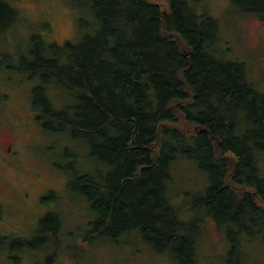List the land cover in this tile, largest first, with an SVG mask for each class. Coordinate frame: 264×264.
I'll return each instance as SVG.
<instances>
[{"label": "trees", "instance_id": "16d2710c", "mask_svg": "<svg viewBox=\"0 0 264 264\" xmlns=\"http://www.w3.org/2000/svg\"><path fill=\"white\" fill-rule=\"evenodd\" d=\"M162 1L166 8L150 0H76L85 33L60 43L49 21L53 39L21 37L30 45L13 64L6 45L22 14L0 0V71L34 82L27 92L37 111L17 120L27 124L28 141L44 131L76 143L78 167L65 188L89 204L92 239L136 233L173 264H200L196 239L206 217L224 231L231 259L243 236L264 240V94L243 61L219 54L218 22L202 12L204 0ZM227 1L264 25V0ZM56 89L69 105L53 102ZM181 161L193 162L204 183L186 219L174 195L187 194L172 188ZM51 219L54 243L60 215L39 223Z\"/></svg>", "mask_w": 264, "mask_h": 264}, {"label": "rangeland", "instance_id": "374dc122", "mask_svg": "<svg viewBox=\"0 0 264 264\" xmlns=\"http://www.w3.org/2000/svg\"><path fill=\"white\" fill-rule=\"evenodd\" d=\"M6 1L22 14V23L6 45L13 64L18 62L19 48L30 45L22 43L21 37L44 33L53 39V34L46 33L45 25L49 21L57 29L55 35L60 43L74 42L85 33L77 24L81 11L74 4L76 0ZM150 1L166 8L162 0ZM202 12L218 22L219 54L227 60L243 61L250 84L264 94V25L256 17L236 11L227 0H204ZM4 74L0 71V102L9 103L7 99L1 100L4 94L13 95L17 105L25 106L26 118L30 120L31 110L37 111L27 92L34 82L25 79L20 82L17 76ZM55 91V104H70L69 97ZM4 116L0 111V143L7 125ZM41 132L38 142L26 151L29 155L9 162L2 160L0 154V239L3 240L0 264H173L167 255L155 253L136 233L115 239L111 236L92 239L91 223L95 216L89 204L65 188L68 174L78 167L76 143L67 136L59 138ZM72 153L74 157L69 156ZM64 168H68L67 173ZM172 173V188L187 194H175V203L181 205L185 219L192 218L193 200L204 185L203 178L191 161L176 163ZM47 214L55 218L59 214L61 219L54 243L49 240L52 238H47L55 235L54 219L49 226L39 223ZM203 224L206 227L196 239L200 264H230L227 259L231 264H264V240L247 242L241 237L244 248L230 259L227 254L230 242L224 231L210 218L203 217Z\"/></svg>", "mask_w": 264, "mask_h": 264}, {"label": "flooded vegetation", "instance_id": "af4514ba", "mask_svg": "<svg viewBox=\"0 0 264 264\" xmlns=\"http://www.w3.org/2000/svg\"><path fill=\"white\" fill-rule=\"evenodd\" d=\"M8 102H2L0 104L1 112L6 114L3 118L7 122V125L5 124L6 130L4 137L1 141L2 143H0V154H2V160L11 162L25 155H29L26 151L32 143L27 140V124L21 125L17 122L20 118L26 120L27 115H25V112H19V108L16 106L14 99L11 98V101L8 100Z\"/></svg>", "mask_w": 264, "mask_h": 264}]
</instances>
